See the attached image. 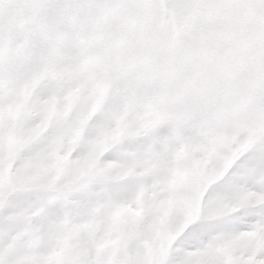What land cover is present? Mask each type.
<instances>
[{"label":"snow or ice","instance_id":"6c2138e0","mask_svg":"<svg viewBox=\"0 0 264 264\" xmlns=\"http://www.w3.org/2000/svg\"><path fill=\"white\" fill-rule=\"evenodd\" d=\"M264 264V0H0V264Z\"/></svg>","mask_w":264,"mask_h":264},{"label":"rangeland","instance_id":"374dc122","mask_svg":"<svg viewBox=\"0 0 264 264\" xmlns=\"http://www.w3.org/2000/svg\"><path fill=\"white\" fill-rule=\"evenodd\" d=\"M167 228L164 227L160 230L158 237L156 240L148 244L147 248V260L148 264H151L152 259L156 255H163L165 252V249L163 247L164 241L167 239Z\"/></svg>","mask_w":264,"mask_h":264}]
</instances>
